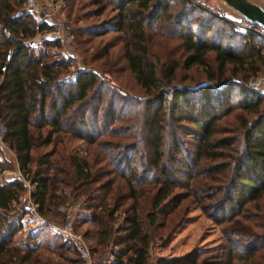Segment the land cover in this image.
I'll list each match as a JSON object with an SVG mask.
<instances>
[{
  "label": "trees",
  "instance_id": "1",
  "mask_svg": "<svg viewBox=\"0 0 264 264\" xmlns=\"http://www.w3.org/2000/svg\"><path fill=\"white\" fill-rule=\"evenodd\" d=\"M76 1L63 0L69 15ZM178 1L180 10L172 12L171 0H92L98 16L115 11L114 23L70 33L76 39L86 36L78 44L82 55L93 51L91 62L109 58L122 44L123 66L147 96L128 101L94 70H71L74 60L61 55L59 38L46 35L51 26L36 23L22 0H0L1 141L32 186L29 197L38 214L62 223L67 201L80 200L74 230L78 222L91 224L96 246L116 248L111 264H205L198 257L207 253L196 252L149 261L151 235L169 229V215L187 199L215 223L228 224L219 248L222 264H233V259L264 264V93L246 87L249 77L264 70V45L258 41L264 38L235 30L227 19L188 0ZM196 12L200 17L193 21L189 16ZM214 19L230 34L214 31L207 37ZM164 21L172 22L166 26ZM111 31L117 33L114 39L93 43ZM168 38L176 40L179 56L161 62L158 48ZM209 53L215 71L205 69L206 85L173 83L179 68H207ZM105 65L99 66L102 73L111 72ZM233 92L239 95L236 108ZM131 104L141 109L128 114ZM234 110L240 115L235 113L237 123L234 116L230 123L233 134L217 138L223 132L218 123ZM64 136L93 146L95 158L98 148L104 159H64L56 149ZM104 137L130 141L111 145ZM103 163L111 169L100 171L97 165ZM4 169L0 161V172ZM26 191L20 179L0 183V264H63L53 257L81 264L71 243L78 260L62 253L69 249L63 243H49V256L42 258L36 229L15 241L24 228L25 211L17 206ZM145 193L151 194L147 209ZM117 214L121 222L114 224ZM79 234L86 238L90 233ZM237 235L240 239H234Z\"/></svg>",
  "mask_w": 264,
  "mask_h": 264
},
{
  "label": "rangeland",
  "instance_id": "2",
  "mask_svg": "<svg viewBox=\"0 0 264 264\" xmlns=\"http://www.w3.org/2000/svg\"><path fill=\"white\" fill-rule=\"evenodd\" d=\"M189 2L195 4L196 6L205 9L206 11H210L211 13L215 14V16L220 20L221 19H227L229 22L232 20H240L244 21L242 17L230 9L229 7L225 6V4L220 0H188ZM251 3H255L257 5H260L264 8V0H247ZM38 2V13L42 15L48 7L55 6L53 12L49 13V17H45L41 23H44L48 26H51L52 32H47V36L51 38H59L61 42V48L60 53L64 56H69L73 58L74 60V66L70 68L71 70L78 72L80 70L90 69L94 70L99 77H103L107 84L114 86L119 93V95L125 99L129 100H137L141 101L147 96L144 94L143 90L136 84L133 76L128 72L127 69L124 68V62L120 58V47L121 43H117L116 46L110 51L109 58H104L95 62L90 61V55L93 53L92 50H90L87 53V56L84 54L82 55L80 53V45L78 44L79 41L87 39L86 36H83L81 38L76 39L75 37L71 36L70 33H73L76 29L79 28H86L89 26H97L102 23H109L110 25L114 23L113 20H110L111 17L115 14V11H112L108 9L101 15H96V13L99 11L98 7H95L92 4V0H77L76 6L73 9V12L69 15L68 14V7H65V3L63 0H37ZM179 1L178 0H171L169 9L172 12H177L180 10L179 8ZM22 7L25 11V5L24 0H22ZM28 12V11H27ZM31 13V12H30ZM34 17L36 23L37 21V13L33 12L31 13ZM190 19L192 18L193 21H198V18L200 17L199 14L192 13L190 14ZM217 19V20H218ZM213 20V28L211 32L207 34V37H210L213 35L212 33L214 31L219 32L223 31L226 34H230V30L225 25H222L219 21ZM172 22V21H171ZM170 21H164L163 24L171 23ZM162 24V25H163ZM258 26V25H257ZM194 33H198L197 25L193 27ZM255 31H251L256 33L257 35L264 38V33L257 30L255 26L252 25V28ZM45 35V34H44ZM117 36L116 32H109L105 34L103 37L100 38H94L93 43H100L104 44L105 42L114 39ZM36 41L40 40L41 37H36ZM261 45H264L263 41L258 40ZM163 46H159L158 52L160 61H164L166 58L169 59H176L179 56V53L177 52V42L175 39H166L163 41ZM258 42V43H259ZM234 45H238L236 41L233 43ZM86 46H84L85 48ZM210 57L207 61L208 66L207 68L202 67H192L189 70L184 69H177L175 73V79L173 80V83L178 86H190V87H198L200 85H206V71L205 69H210L211 71H215V64L213 62V54H208ZM167 56V57H165ZM107 59V63L104 61ZM118 59V63L114 66H111L114 60ZM83 60H85L83 64ZM106 64V68H109L111 66V72H104L102 73V70L100 69V65ZM113 67V68H112ZM101 71V72H100ZM264 71V70H262ZM262 71H260L258 74H260ZM250 78V77H249ZM248 78V79H249ZM248 81V80H247ZM246 81V83H247ZM239 100V95L237 92L231 93V101L233 103L234 108H236V103ZM133 107H135V110ZM126 109H130V112L128 114H132L135 111H138L141 109V105L135 106L131 104V106H127ZM123 113H127V111H123ZM235 113H240L238 110H234L233 114L227 116L226 118H223L219 123L218 127L223 130V132L220 134H217V138L227 137L233 134V130L231 129L230 123L233 121V116ZM237 115V114H236ZM240 115V114H239ZM140 114L137 113L136 121L140 120ZM234 120L236 121V118L234 116ZM137 123V122H135ZM237 123V121H236ZM2 127L0 126V161L5 165L6 169H4L2 172H0V183L7 182L12 179H20L22 180L23 185L24 183H29L25 179L24 176H22L21 172L17 173L18 167L15 161L14 154L5 146V144L1 141V134H2ZM137 132H135L136 136ZM62 142L57 144V153H60L61 156L64 154V159H67L68 157L77 156V157H84L87 159H104L103 153L98 149L95 148L96 151L99 153L98 156L93 157V152L91 149H93V146H88L87 144L78 141V140H71L69 137H61ZM101 140H106L105 142H109V144H121L125 143L127 141H130V139L125 138H110V137H104ZM95 147V146H94ZM51 149V146H48L44 149L39 150L38 152H44ZM90 149V150H89ZM86 150V153H85ZM116 153V152H115ZM55 159L52 158V160ZM58 159V157H56ZM100 165L103 168H100L99 170H109L111 169V166H106L107 163L98 164L97 166L100 167ZM95 169L97 167L95 166ZM201 173V171H200ZM112 177V175L110 176ZM113 178L116 180L117 177L113 175ZM183 181L187 180L185 178H182ZM204 180V178H203ZM24 181V182H23ZM121 181V180H120ZM217 185V184H216ZM26 190H27V186ZM61 189H63V192H68V189L64 186H60ZM139 190H147L146 188H142ZM180 191V190H175ZM27 192V191H26ZM151 195V194H150ZM148 193H145L144 196V209L148 208L149 205V196ZM147 198V199H146ZM23 195L20 199V204L17 206V208H20L23 205ZM188 200L183 201L181 205L173 211L172 214L169 215L168 221L170 220V226L169 229L163 228L159 229L156 232H153L152 241L150 242L149 247V261L150 263H154L157 258L163 257V258H172V257H180L187 255L188 253H207V254H200L198 257V263L202 260H204L205 264H222L224 263L225 259L223 257H220V245L223 246V240H222V230L225 228H228L227 223L217 224L214 222L212 218H210L209 214H205L200 209H198L196 206L191 205L188 203ZM80 200L73 201L71 198L67 201L64 208V218L68 211V209L71 207L72 209V221H76L77 218V208L78 203ZM249 207V211L252 212V207ZM210 213V212H209ZM121 215L117 214L114 224L120 223L121 221ZM75 218V219H74ZM73 222V224H74ZM240 223H242L240 221ZM167 226V225H166ZM38 227V228H37ZM34 226L32 222L27 221L24 222V228L23 230L15 237L17 241L18 238L21 236L23 237L28 231L32 232L34 229L37 231V239H39L42 244H40L39 247V254L42 258L45 259V257L49 256L48 253H46L45 249L47 248L49 243L54 244H65V247H69L68 250L62 251L67 257L70 259L78 260L77 255L75 251L70 248L71 244L68 242V240L63 239L59 236H56L50 231L42 226ZM88 229V234L86 238H84V241L88 247V249L91 251V253L97 257H100L103 259L105 264H111L112 261V255H111V249L112 245L108 246H96L95 243V235L92 232V225L89 223H77L76 232L82 233ZM81 235V234H80ZM234 239H240L239 235L235 236ZM38 241V240H37ZM33 243V242H32ZM227 249V248H226ZM225 249V250H226ZM54 261L60 262L63 264H69L66 261L60 260L58 257H53ZM190 259V258H189ZM233 264H237L235 259L232 260ZM75 264V263H71Z\"/></svg>",
  "mask_w": 264,
  "mask_h": 264
},
{
  "label": "built area",
  "instance_id": "3",
  "mask_svg": "<svg viewBox=\"0 0 264 264\" xmlns=\"http://www.w3.org/2000/svg\"><path fill=\"white\" fill-rule=\"evenodd\" d=\"M25 8L28 12H36L37 18L40 22L45 17H49V13L53 12L55 6L48 7L45 9L44 13L40 15L38 13V2L37 0H24ZM230 23L234 26V29L237 31H255L252 28V23L240 21V20H232ZM246 87L249 90L264 93V71L260 74L254 75L250 77L246 83ZM17 173H19V169H16ZM24 182V181H23ZM27 186V192L23 195V211H25L24 218L22 222L30 221L34 226H43L46 227L50 233L59 236L63 239L68 240L74 246V249L81 260V264H105L103 259L93 255L90 250L88 249L84 238L78 234L73 227L72 221V208L70 207L65 215L64 221L62 223H52L46 221L43 217H41L35 205L30 200L29 194L30 191L33 189L32 186L28 183H24Z\"/></svg>",
  "mask_w": 264,
  "mask_h": 264
},
{
  "label": "water",
  "instance_id": "4",
  "mask_svg": "<svg viewBox=\"0 0 264 264\" xmlns=\"http://www.w3.org/2000/svg\"><path fill=\"white\" fill-rule=\"evenodd\" d=\"M225 6L238 13L249 23L258 25L264 31V8L247 0H220Z\"/></svg>",
  "mask_w": 264,
  "mask_h": 264
},
{
  "label": "crops",
  "instance_id": "5",
  "mask_svg": "<svg viewBox=\"0 0 264 264\" xmlns=\"http://www.w3.org/2000/svg\"><path fill=\"white\" fill-rule=\"evenodd\" d=\"M43 227V226H42ZM46 228V227H45Z\"/></svg>",
  "mask_w": 264,
  "mask_h": 264
}]
</instances>
